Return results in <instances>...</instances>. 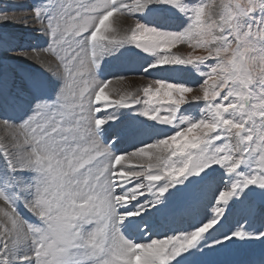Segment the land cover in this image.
<instances>
[{
	"label": "snow or ice",
	"instance_id": "6c2138e0",
	"mask_svg": "<svg viewBox=\"0 0 264 264\" xmlns=\"http://www.w3.org/2000/svg\"><path fill=\"white\" fill-rule=\"evenodd\" d=\"M117 14L134 25L121 33ZM11 22L46 39L0 44L30 62L22 87L0 76V264H211L236 243L264 249V224L247 223L257 198L264 215V0H34L0 11ZM125 56L152 78L113 99L125 76L105 66ZM177 71L190 78L153 77ZM122 109L130 128L109 135Z\"/></svg>",
	"mask_w": 264,
	"mask_h": 264
},
{
	"label": "rangeland",
	"instance_id": "374dc122",
	"mask_svg": "<svg viewBox=\"0 0 264 264\" xmlns=\"http://www.w3.org/2000/svg\"><path fill=\"white\" fill-rule=\"evenodd\" d=\"M218 3L219 0H216ZM34 3V0H0V11H8L11 13L15 11L16 14H27L30 6ZM18 15V16H19ZM163 23L175 25L178 23L176 20L162 21ZM110 23L113 27L118 28V30L123 33L127 28L134 25L135 20L131 17L116 16L110 18ZM45 37H42L37 33L32 26L25 27L22 23L11 22L6 25H0V44L6 42L7 46L16 45H32V46H43L45 43ZM179 55L187 56L189 53L193 55H203L206 54L202 49H196L195 51L189 48L187 45H178L172 50ZM30 64V62H21L17 60L9 59L3 55V48L0 47V76L5 73L8 75L9 87L16 88L23 86L22 73L19 64ZM143 63L142 60L137 58H131L128 56L121 57L120 59H109V63L105 66L106 73L111 75L123 74L125 79L122 81L112 80L109 84V89H117L118 92H112L111 96L113 99L119 97V94H123L126 91H134L137 88L142 89L152 77H146L139 72V66ZM260 69L257 67L256 71ZM158 76H169L174 78H190L184 72H163V73H153V77ZM126 113V117L122 123L117 124L113 129L109 130V135L111 132H121L124 134L129 128L132 121L129 119L131 115H134L133 111L130 109H122ZM195 111V108H190L189 113ZM10 139L9 133L0 128V142H7ZM122 147H126L127 143H123ZM136 162L133 161V164ZM257 211L255 214L249 218L247 223H250L253 230L259 228L264 224V215L259 212V198L256 201ZM26 215H30L25 213ZM176 218V217H175ZM238 218V217H237ZM181 220V217L178 216ZM173 221L171 218L168 221L169 224L179 225L180 223L176 220ZM245 223V221H241ZM264 249L259 242L251 244H239L236 243L226 249H222L217 252L209 253L204 259L210 261L211 264H258L261 259V254Z\"/></svg>",
	"mask_w": 264,
	"mask_h": 264
},
{
	"label": "bare ground",
	"instance_id": "6f19581e",
	"mask_svg": "<svg viewBox=\"0 0 264 264\" xmlns=\"http://www.w3.org/2000/svg\"><path fill=\"white\" fill-rule=\"evenodd\" d=\"M19 15V14H18ZM22 15H25V14H21V15H19V16H22ZM14 23V22H13Z\"/></svg>",
	"mask_w": 264,
	"mask_h": 264
}]
</instances>
